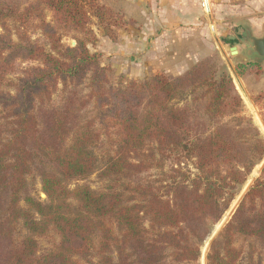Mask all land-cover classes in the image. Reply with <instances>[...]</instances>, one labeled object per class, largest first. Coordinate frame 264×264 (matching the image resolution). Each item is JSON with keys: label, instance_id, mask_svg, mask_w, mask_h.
Here are the masks:
<instances>
[{"label": "trees", "instance_id": "16d2710c", "mask_svg": "<svg viewBox=\"0 0 264 264\" xmlns=\"http://www.w3.org/2000/svg\"><path fill=\"white\" fill-rule=\"evenodd\" d=\"M92 8L103 24L106 7L94 0L23 8L0 0V264H200L213 226L263 159L264 140L242 114L232 76L208 61L175 78H121L114 86L112 70L87 45L97 41ZM68 35L74 46L63 43ZM18 60L36 64L8 80ZM249 66L239 64L238 74ZM183 96L190 100L181 105ZM104 139L111 148L101 155ZM186 161L194 178L182 171ZM167 162L182 179L139 177ZM35 171L45 200L28 191ZM95 173L105 188L86 182ZM240 235L264 241V166L212 239L207 264H244ZM40 239L49 243L43 251Z\"/></svg>", "mask_w": 264, "mask_h": 264}, {"label": "rangeland", "instance_id": "374dc122", "mask_svg": "<svg viewBox=\"0 0 264 264\" xmlns=\"http://www.w3.org/2000/svg\"><path fill=\"white\" fill-rule=\"evenodd\" d=\"M3 1H7V4L10 5H20L23 8L38 0ZM94 1L106 7V12L103 15L105 19L103 24H99V18L95 15L96 8L91 9L89 27L95 32L97 41L87 45L92 53L99 55L100 63L112 70L111 82L114 86L118 85L121 78L125 81L143 80L156 74H166L170 78H175L195 64L208 61L211 65L226 70L232 76L236 89L243 99L242 114L258 129L264 140V61L260 63L255 59L257 55L248 54L252 42L242 38L247 26L252 29L255 36H264V0H210L209 6L205 0H199L197 8L202 15L199 22L194 20L173 23L174 34L166 35L164 38L161 35L156 36L155 33H149L151 35L145 36L143 39H139V34H142L139 30L144 26L143 21L147 20L148 6H140L139 0ZM187 8L190 11L196 9L192 6ZM46 15L51 21L52 13L48 11ZM136 17H141L142 20L139 21ZM178 30H181L182 33ZM30 36L33 40L45 43V38L39 29H31ZM79 37L84 38V35ZM140 40L143 41V47L139 46L136 49L135 44H139ZM63 43L74 46L76 40L72 35H68L63 38ZM232 46L238 47V55L231 53ZM143 53L144 59L141 57L139 59V55ZM242 57L249 60L244 61ZM246 63L252 65L248 67L250 71L245 76H240L238 71L242 70V67L240 68L239 64ZM34 64L36 63L32 61L18 60L15 69L7 76V79L17 81L18 77L23 74L24 68ZM59 88L53 97L55 104H59L63 97L61 86ZM4 89L14 91V87L8 84L4 85ZM178 100L183 105L190 100V96H183ZM229 118L227 116L223 118V121L227 122ZM110 148L111 144L104 139L97 148V152L102 155ZM172 166V163L167 162L163 169L153 168L142 173L139 177L156 184H166L168 180H171L170 176L176 177L177 180L182 179L181 174L173 173ZM263 166L264 157L255 166L246 184L238 188L235 199L220 221L213 226L212 234L202 246L200 264H207L206 257L212 239L216 238L222 228L231 220L244 194L260 176ZM174 167L179 168L178 165H174ZM181 168L187 176L192 178L197 173L193 161L182 163ZM86 182L90 183L94 189L105 188L109 183L108 180H101L98 173H95ZM28 191L40 200L46 199V194L42 191L41 177L37 171L28 177ZM25 232V229H22L18 237L21 238ZM235 245L241 250L244 264H250V258L264 264V241L247 239L240 235L237 237ZM48 246L49 243L46 240L40 239V251L45 250Z\"/></svg>", "mask_w": 264, "mask_h": 264}, {"label": "crops", "instance_id": "0c3cea01", "mask_svg": "<svg viewBox=\"0 0 264 264\" xmlns=\"http://www.w3.org/2000/svg\"><path fill=\"white\" fill-rule=\"evenodd\" d=\"M205 1L206 4L209 6L210 0ZM138 3L140 4V6L149 7L146 10L147 20L145 19L143 21L144 26L139 30V32L142 33L139 34V39L145 38V36H148L149 33H155L156 36L161 35L165 38L166 35L174 34L175 30H173L172 28L173 23H182L194 20L199 22V18L202 17L201 13L199 12V9L197 8L199 6V0H139ZM190 6L196 9L190 11L187 8ZM189 17H191V19H189ZM136 19H139V21L142 20L141 17H136ZM178 31L181 32V30ZM139 46L143 47L142 40H140L139 44H135L136 49ZM144 53L139 55V59L140 57L141 59H144Z\"/></svg>", "mask_w": 264, "mask_h": 264}, {"label": "water", "instance_id": "95a60500", "mask_svg": "<svg viewBox=\"0 0 264 264\" xmlns=\"http://www.w3.org/2000/svg\"><path fill=\"white\" fill-rule=\"evenodd\" d=\"M246 33L249 37V40L252 42V49L249 51V55L256 54V59L261 63L264 61V36L258 37L253 34V31L250 27H246ZM244 40H247L245 35H242ZM231 53L233 55H238L239 50L237 46H232ZM244 61H248L247 58L242 57Z\"/></svg>", "mask_w": 264, "mask_h": 264}, {"label": "flooded vegetation", "instance_id": "af4514ba", "mask_svg": "<svg viewBox=\"0 0 264 264\" xmlns=\"http://www.w3.org/2000/svg\"><path fill=\"white\" fill-rule=\"evenodd\" d=\"M245 36H246V38H247V40H249V37L247 36V33H246V29H245V34H244ZM243 38V37H242ZM252 49V45H251V47L249 48V50H248V52L250 51ZM253 55V54H252ZM251 55V56H252ZM254 55H256V54H254ZM256 59V58H255ZM249 60V59H248ZM257 60V59H256ZM258 61V60H257ZM259 62V61H258Z\"/></svg>", "mask_w": 264, "mask_h": 264}]
</instances>
